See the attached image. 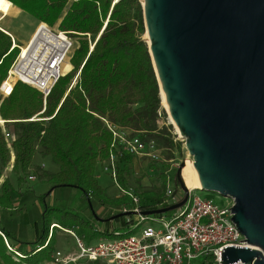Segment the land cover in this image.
<instances>
[{
    "label": "trees",
    "instance_id": "obj_1",
    "mask_svg": "<svg viewBox=\"0 0 264 264\" xmlns=\"http://www.w3.org/2000/svg\"><path fill=\"white\" fill-rule=\"evenodd\" d=\"M6 1L38 23L56 26L71 34L77 42L71 57L72 68L64 64V72L70 71L59 78L45 100L36 89L16 82L10 95L1 102L0 178L13 153L11 170L18 184L26 181L29 171H33L51 184V190L75 187L87 198L95 195L102 205H132L128 196L109 197L98 183L96 168L108 158L111 150L112 133L106 123L130 129L132 134L135 131L159 138L169 158L173 157L174 149H181L171 133L159 131L157 127L161 99L148 46L142 38L145 28L140 1L0 0L2 16L11 14ZM18 53L10 36L0 30V85ZM34 115L36 117L30 120ZM5 132L10 135V146ZM35 155L47 158L53 168L41 170L34 165ZM129 165V155H117V182L124 190H127ZM162 186L165 190V185ZM12 198V185L5 177L0 184V207L12 208ZM54 211L59 212L60 219L53 222ZM96 220L107 225L111 216L96 217ZM52 222L64 229L79 228L86 242L113 235L107 228H94L80 215L44 205L39 222L41 235L34 242L25 243L32 249L23 251L22 258L14 254L21 242L0 225V232L13 249L7 248L0 234V264L51 261L54 235L53 230L49 235V226ZM41 246L44 247L35 251ZM208 263L205 258L199 262Z\"/></svg>",
    "mask_w": 264,
    "mask_h": 264
},
{
    "label": "water",
    "instance_id": "obj_2",
    "mask_svg": "<svg viewBox=\"0 0 264 264\" xmlns=\"http://www.w3.org/2000/svg\"><path fill=\"white\" fill-rule=\"evenodd\" d=\"M139 1L159 94L192 156L195 189L232 199L231 220L257 247L224 246L221 264H264V0ZM182 167L183 200L141 214L186 202Z\"/></svg>",
    "mask_w": 264,
    "mask_h": 264
},
{
    "label": "built area",
    "instance_id": "obj_3",
    "mask_svg": "<svg viewBox=\"0 0 264 264\" xmlns=\"http://www.w3.org/2000/svg\"><path fill=\"white\" fill-rule=\"evenodd\" d=\"M74 45L67 32L54 30L45 23H38L24 46L25 53L20 47L7 76L2 81L0 95L3 98L9 96L15 83L21 82L39 91L45 100L59 78L64 75V63ZM106 125L112 133V142L108 158L101 163L102 171L108 173L120 192L130 198L135 206L130 211L137 215V222L130 229V233L109 229L113 233L112 238L97 237L90 242H86L73 228L64 229L52 222L49 235L54 227L61 228L75 240L77 251L64 254L55 250L49 264H80L93 261L100 264H193V261L200 257L209 260V264H221V249L224 246L257 248L245 241V237L231 220L233 213L230 208L234 201L230 198L224 205H219L212 200H201L194 191H189L186 202L169 214H141L143 210L139 207L138 196L130 190L122 189L117 182V155L146 156L158 161L156 143L152 139L143 140L127 128L115 124ZM4 135L10 146L9 133L5 132ZM27 178L33 180L35 176L29 175ZM172 202L173 200L171 204L174 203ZM123 210L126 211L124 207ZM0 234L7 248L13 250L4 235L1 232ZM25 246L24 250H14L16 257L22 258L23 251H31V245ZM44 246L37 247L35 251ZM234 264L242 263L238 261Z\"/></svg>",
    "mask_w": 264,
    "mask_h": 264
},
{
    "label": "rangeland",
    "instance_id": "obj_4",
    "mask_svg": "<svg viewBox=\"0 0 264 264\" xmlns=\"http://www.w3.org/2000/svg\"><path fill=\"white\" fill-rule=\"evenodd\" d=\"M4 24H8L12 28V31L16 34V44L17 42L22 43L20 40L25 35H28L26 33H29L28 29L30 22L28 21V17H26V15L22 12H18L16 15H8L0 20V28L6 30V25ZM48 26L54 30H58L56 26ZM145 34L146 32L143 33L142 38L147 41ZM68 35L74 43L77 42L76 37L71 36V34ZM11 43L13 47L18 48L19 52L20 47L14 45L12 38ZM74 49L75 47H73L65 61V63L70 65L71 68V57ZM30 88L34 89L33 87ZM4 98L0 95V104ZM160 99L161 109L159 110L156 120L158 130L171 133V137H173L174 141L179 142L181 149H174L173 157L169 158L165 153L167 150L165 148V144L159 140V138L133 131V134L144 137V140L152 139L155 141L159 160L155 161L146 156H129V173L126 176V189L134 192L138 196L139 207H147L149 210H152L155 207L161 208L168 206L171 204V200H173L174 203H178L183 200L185 193L177 181V171L180 169L182 164L184 165L186 160L192 159V156L188 153L185 147L184 139L178 133L165 106L163 105L161 94ZM0 124H3V120L1 118ZM128 131L132 132L130 129ZM12 159L13 154L11 153L10 162L2 171L0 184L5 177H8L12 185L13 206L12 208L0 207V225L5 230L10 231L14 237L21 242L17 246V250H24L26 247L25 243H32L35 239L40 237L42 231L41 228H39V222L41 220V212L44 205L50 208H58L61 211L80 215L86 221L91 223L94 228L103 230L105 228L115 229L121 233H125L129 231L137 222V215L135 213H125L126 211L133 210L135 207L133 204H125L120 207L102 205L95 195L90 194L89 198H87L80 192L79 189L75 187L61 186L51 190V184L45 178L39 177L33 171H29L28 174V176H35L33 180L26 178V181L18 184L16 176L11 170ZM49 162L50 161L47 158H41L39 155L34 156L33 164L36 166L38 165L41 170L52 169L53 165ZM41 164H43V166ZM102 167L103 166L101 164L98 165L96 168V175L98 183L104 189L105 193L109 197L127 196L126 194L120 192L119 187L113 181L112 177L108 173L102 171ZM163 184L165 185L166 191L163 189ZM187 190V192L194 191L201 200H212L219 205H224L228 199L214 191H197L195 188ZM161 193H164L165 196L162 197ZM123 207L126 211L123 210ZM171 212H166V214ZM117 214L123 215L116 216L114 219H111L107 225L105 222L96 220V217L106 219L107 217ZM58 219H60V214L59 212L54 211L51 215V221ZM54 228V236L52 238L54 251L60 250L64 254L75 253L77 251L75 240L61 229L63 227ZM73 230L76 233L81 234V230L79 228L73 227ZM135 235H138V233H135ZM106 237L112 238L113 236L109 235ZM203 259V257H200L195 261L201 262ZM195 261H193V264H197ZM40 264H49V262L44 261Z\"/></svg>",
    "mask_w": 264,
    "mask_h": 264
},
{
    "label": "bare ground",
    "instance_id": "obj_5",
    "mask_svg": "<svg viewBox=\"0 0 264 264\" xmlns=\"http://www.w3.org/2000/svg\"><path fill=\"white\" fill-rule=\"evenodd\" d=\"M7 4L9 5V8L11 9V14L13 15L14 13H18V9L16 7H14V5H12L10 2L6 1ZM2 12H0V19L2 20L4 17L8 16H2L1 14ZM9 14V15H11ZM145 37L147 38L146 34ZM26 48L23 49L22 47V52L25 53ZM162 100H163V105L165 106L166 110H167V105L165 102L164 97L162 96ZM171 119V118H170ZM172 121V120H171ZM181 176L183 178L184 181V185L187 189H193V188H198L199 187V182H198V178L195 172V169L193 168V160H186L182 169H181Z\"/></svg>",
    "mask_w": 264,
    "mask_h": 264
},
{
    "label": "crops",
    "instance_id": "obj_6",
    "mask_svg": "<svg viewBox=\"0 0 264 264\" xmlns=\"http://www.w3.org/2000/svg\"><path fill=\"white\" fill-rule=\"evenodd\" d=\"M15 7V6H14ZM17 8V7H16ZM19 11L18 12H22V13H24V15H26V17H28V21L30 22V26H29V33H26V34H28V35H25L20 41L22 42V43H18L17 42V44H16V41H17V36H16V34L12 31V28L8 25V24H4V25H6L5 26V28H6V30L5 29H2V28H0L3 32H5L6 34H8L11 38H12V41H13V43H14V45H16V46H18V47H24L27 43H28V41H29V39L31 38V36H32V33H33V31H34V29H35V27H36V24L38 23V21L35 19V18H33L32 16H30L29 14H27V13H25V12H23V11H21L19 8H17ZM17 13H14V15H16ZM33 26V27H32ZM31 28V29H30ZM70 66V65H69ZM69 69H71V66L69 67ZM69 70H67L66 72H68ZM66 72H64V74L66 73ZM13 154V153H12ZM42 166H43V164H41ZM54 222V221H53ZM93 223H94V221H93ZM109 230V229H108Z\"/></svg>",
    "mask_w": 264,
    "mask_h": 264
}]
</instances>
